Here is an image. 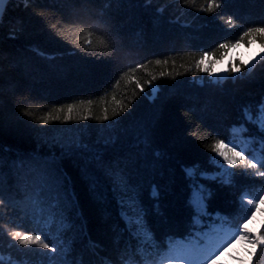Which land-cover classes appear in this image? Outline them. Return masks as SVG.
I'll return each mask as SVG.
<instances>
[{"label":"trees","instance_id":"16d2710c","mask_svg":"<svg viewBox=\"0 0 264 264\" xmlns=\"http://www.w3.org/2000/svg\"><path fill=\"white\" fill-rule=\"evenodd\" d=\"M253 41L264 0H8L0 264H163L241 228L264 195V53L208 74Z\"/></svg>","mask_w":264,"mask_h":264},{"label":"rangeland","instance_id":"374dc122","mask_svg":"<svg viewBox=\"0 0 264 264\" xmlns=\"http://www.w3.org/2000/svg\"><path fill=\"white\" fill-rule=\"evenodd\" d=\"M263 53L264 49L256 41L248 45L235 44L214 64L208 77L210 80H216L228 74L236 75L243 67H251ZM156 89L157 85L152 84L151 94L148 96L152 97ZM223 150L224 146L221 147L220 158L225 155ZM249 203L253 212L241 228H231L224 224L214 227V239L202 257L194 258L190 247H180L174 250L172 260L163 264H249L255 249V234L264 219V195Z\"/></svg>","mask_w":264,"mask_h":264},{"label":"water","instance_id":"95a60500","mask_svg":"<svg viewBox=\"0 0 264 264\" xmlns=\"http://www.w3.org/2000/svg\"><path fill=\"white\" fill-rule=\"evenodd\" d=\"M8 0H0V20L3 15L4 9L7 5Z\"/></svg>","mask_w":264,"mask_h":264}]
</instances>
